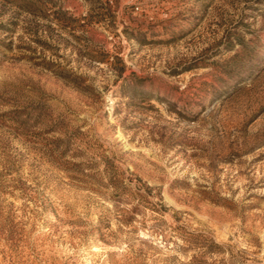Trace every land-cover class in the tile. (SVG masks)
<instances>
[{
    "label": "rangeland",
    "instance_id": "rangeland-1",
    "mask_svg": "<svg viewBox=\"0 0 264 264\" xmlns=\"http://www.w3.org/2000/svg\"><path fill=\"white\" fill-rule=\"evenodd\" d=\"M0 264H264V0H0Z\"/></svg>",
    "mask_w": 264,
    "mask_h": 264
}]
</instances>
